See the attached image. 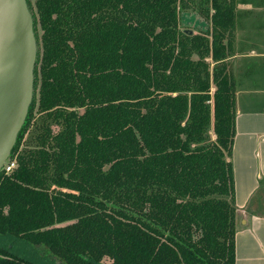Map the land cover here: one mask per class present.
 Returning a JSON list of instances; mask_svg holds the SVG:
<instances>
[{"label": "trees", "instance_id": "trees-1", "mask_svg": "<svg viewBox=\"0 0 264 264\" xmlns=\"http://www.w3.org/2000/svg\"><path fill=\"white\" fill-rule=\"evenodd\" d=\"M184 13L209 27L186 32ZM33 15L0 264H236L234 0H36Z\"/></svg>", "mask_w": 264, "mask_h": 264}, {"label": "crops", "instance_id": "crops-1", "mask_svg": "<svg viewBox=\"0 0 264 264\" xmlns=\"http://www.w3.org/2000/svg\"><path fill=\"white\" fill-rule=\"evenodd\" d=\"M234 2L235 27L224 62L236 88V264H264V0ZM183 15L201 26L207 21L197 13Z\"/></svg>", "mask_w": 264, "mask_h": 264}, {"label": "water", "instance_id": "water-1", "mask_svg": "<svg viewBox=\"0 0 264 264\" xmlns=\"http://www.w3.org/2000/svg\"><path fill=\"white\" fill-rule=\"evenodd\" d=\"M193 34L192 28H185ZM39 43L28 0H0V173L35 98Z\"/></svg>", "mask_w": 264, "mask_h": 264}, {"label": "rangeland", "instance_id": "rangeland-1", "mask_svg": "<svg viewBox=\"0 0 264 264\" xmlns=\"http://www.w3.org/2000/svg\"><path fill=\"white\" fill-rule=\"evenodd\" d=\"M35 1L36 0H30L31 6H33L32 12H35ZM190 16V15H189ZM188 15H183L181 18V25L182 27H190L193 30H196L195 33L197 32H203L205 31L208 27H209V22L208 21H204L202 26L195 23V18H191L192 20L189 19ZM106 264L109 263L108 260L104 261Z\"/></svg>", "mask_w": 264, "mask_h": 264}, {"label": "built area", "instance_id": "built-area-1", "mask_svg": "<svg viewBox=\"0 0 264 264\" xmlns=\"http://www.w3.org/2000/svg\"><path fill=\"white\" fill-rule=\"evenodd\" d=\"M16 166L15 160L10 159L6 166L4 167L6 172H10L13 170V168Z\"/></svg>", "mask_w": 264, "mask_h": 264}]
</instances>
